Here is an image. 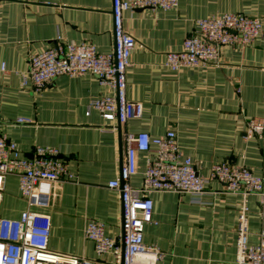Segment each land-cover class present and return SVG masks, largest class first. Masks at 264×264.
Wrapping results in <instances>:
<instances>
[{"label": "crops", "instance_id": "crops-1", "mask_svg": "<svg viewBox=\"0 0 264 264\" xmlns=\"http://www.w3.org/2000/svg\"><path fill=\"white\" fill-rule=\"evenodd\" d=\"M111 8L112 0H0V135L26 157L37 146L55 147L67 167L60 181L46 185L48 207H30L21 197L18 175H8L0 214L15 218L27 208L49 212L50 248L95 264H118L112 253L96 252L86 229L90 221H102L108 236L120 237L121 193L108 183L120 177L127 132L164 136L176 131L183 155L192 157L206 178L222 161L264 176V133L248 132L250 119H264V30L251 44L222 47L219 64L173 70L165 63L166 53L181 50L194 33L198 18L242 13L262 18L264 28V0H178L167 10L126 11L124 26L136 39L127 97L142 102L144 112L116 127L95 109L86 114L90 101L113 93L94 74L61 75L40 89L23 82L31 55L58 40L92 43L99 52H111ZM18 117L31 122L16 123ZM146 158V153L139 155L133 186L143 182ZM225 186L210 179L199 200L176 191H151L154 222L145 227L144 239L160 253L156 264H234L243 205L248 206L249 241L260 242L261 195L230 192Z\"/></svg>", "mask_w": 264, "mask_h": 264}, {"label": "built area", "instance_id": "built-area-1", "mask_svg": "<svg viewBox=\"0 0 264 264\" xmlns=\"http://www.w3.org/2000/svg\"><path fill=\"white\" fill-rule=\"evenodd\" d=\"M177 4L178 0H112L111 52H99L92 43L58 40L49 49L31 55L23 82L31 81L40 89L61 75L74 77L91 73L113 93L90 101L86 114L95 109L105 120L113 122V127L141 117L143 103L127 97V69L136 39L124 26L125 12L141 8L167 10ZM263 30L262 18L242 13L198 18L194 33L185 38L181 50L166 53L165 63L173 70L219 64L222 47L251 44ZM30 122L27 117L16 120L20 124ZM248 132L262 135L264 119H250ZM124 140L126 153L120 177L108 183L121 193L120 237L108 236L102 221H90L86 229V237L94 241L96 252L99 255L112 253L118 264H156L160 257L159 251L147 245L144 239L145 227L154 222L151 191H176L199 200L209 180L217 179L225 183L230 192L258 193L264 200L263 175L222 161L212 165L210 178L204 177L192 157L183 155L174 130L164 136H152L147 131L127 132ZM141 153L147 154L143 182L141 186H133L130 179L139 172ZM66 173V164L57 148L37 146L33 157H26L15 142L0 135V202L7 176L16 174L21 197L30 207H48L50 191L46 185L60 181ZM51 226V214L44 210L27 208L15 218L0 214V264H95L86 257L51 249ZM248 234V206L243 205L239 212L234 264H264V230L257 244L250 243Z\"/></svg>", "mask_w": 264, "mask_h": 264}, {"label": "water", "instance_id": "water-1", "mask_svg": "<svg viewBox=\"0 0 264 264\" xmlns=\"http://www.w3.org/2000/svg\"><path fill=\"white\" fill-rule=\"evenodd\" d=\"M119 125H120V124H119ZM27 156H29V157H33V154H31V155H30V154H28Z\"/></svg>", "mask_w": 264, "mask_h": 264}]
</instances>
